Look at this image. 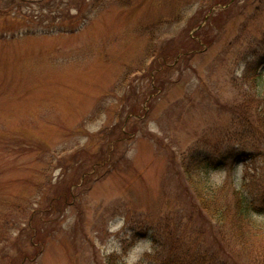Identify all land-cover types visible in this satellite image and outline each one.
<instances>
[{
    "label": "rangeland",
    "instance_id": "rangeland-1",
    "mask_svg": "<svg viewBox=\"0 0 264 264\" xmlns=\"http://www.w3.org/2000/svg\"><path fill=\"white\" fill-rule=\"evenodd\" d=\"M262 125L264 0H0V264H229L194 180L264 251Z\"/></svg>",
    "mask_w": 264,
    "mask_h": 264
},
{
    "label": "trees",
    "instance_id": "trees-1",
    "mask_svg": "<svg viewBox=\"0 0 264 264\" xmlns=\"http://www.w3.org/2000/svg\"><path fill=\"white\" fill-rule=\"evenodd\" d=\"M162 67H164V65H162ZM260 130L264 132L263 125ZM193 159L194 162L192 164H188L185 168L186 174L190 178H193V172L195 171H202L204 173L209 170L222 168L223 165H225L224 163H218L220 160L214 162L211 158L201 159L199 157H195ZM192 186L195 198L198 201V205H200L201 211L211 215V217H218L222 221L227 220V217L230 215L231 220L234 222L232 227H230V232L227 233L228 237H224L222 239L223 241L219 245L215 246L217 248L216 254H222L223 262L229 264H241L242 262H244L243 264H264V251L258 249V246L261 245V243H259L255 237L257 234H262L258 233L259 231H262V229L249 217V205L246 203L245 199L236 193L233 198V211H230V209L224 206H218L216 203H213V201L208 200L207 189L205 190L201 180H194ZM228 241L235 244L236 249H240L242 254L247 255V257L243 258V261H236L235 256L232 254L230 256L229 253L225 251ZM195 254L198 256V253L195 252ZM202 255L206 256V254L203 253L198 256V259L196 260L199 262L207 261L210 263L211 258H205ZM223 257L225 258L223 259ZM212 264L216 263L212 260Z\"/></svg>",
    "mask_w": 264,
    "mask_h": 264
}]
</instances>
